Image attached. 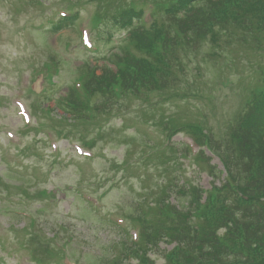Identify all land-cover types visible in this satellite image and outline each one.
<instances>
[{
    "label": "rangeland",
    "instance_id": "rangeland-1",
    "mask_svg": "<svg viewBox=\"0 0 264 264\" xmlns=\"http://www.w3.org/2000/svg\"><path fill=\"white\" fill-rule=\"evenodd\" d=\"M38 2H42L44 7L41 8L42 5ZM68 2L69 0H34L35 4L21 6L18 0H0V174L3 182L20 189V192L13 189L17 194L11 195L0 191L2 264H32L28 261L27 253L18 247V233L10 228L20 229L29 223L30 218L36 222V227L31 229L42 227L48 238L55 235V242L60 247L76 250L86 248L102 254L109 242L119 238L117 232L113 231L105 220L113 221L114 218L122 217L130 211V201L136 199L144 181L141 174H146L153 189L163 184L164 173L161 175V171L153 165L157 162L149 159L142 164L140 178L130 177L123 182L120 180L121 175L113 171V160H120L125 150L122 140L133 136L132 141H140L141 134L136 133L133 128L146 129L148 116L141 110L148 109L139 101H134L139 111L132 112L133 109L126 107L121 109L123 111L119 113L124 114L120 115L126 114L124 119L115 117L117 114L114 111L106 118L107 121L99 117L100 121L105 122H102L104 127L102 126L97 138L96 132L91 128L88 129L91 132L87 134L86 130L72 128L64 122H61V128H56L55 122L48 118L49 115L44 116L48 127L51 125L57 131L62 129L61 135L73 142L84 136L85 139H93L96 146L92 148L93 156L89 159L77 156L67 140L58 141L57 151L54 147L51 148L48 136L45 138L42 132L36 134L27 131L35 125L33 118L31 124L25 123L26 126L18 116L13 99L20 97L28 107H31L33 102L49 107L52 109V119L58 122L57 118L63 114L54 108L53 101H48V96L63 94V87L79 74L82 61H90L86 52L80 48V41H77L75 32L64 31L60 36L46 35L49 22L55 18V13L58 17L60 11L69 13ZM17 7L21 9L20 17L13 20ZM90 12L91 5L85 4L80 11L77 32L79 26H86ZM145 19H149L148 14ZM32 24L35 26L32 27ZM99 45L103 53V49L112 48L116 42L109 45L102 42L98 43ZM51 55L60 60L59 73L52 80L54 86L45 83L46 78L43 81L41 76H37L31 83L33 87H30V92L26 81L32 67L41 68ZM230 56L237 58L239 63L219 70L221 75L216 80H221L222 83H215L214 79L205 83L195 82L194 86L187 83L191 88H199L198 95L194 94L183 101H173L181 106L179 109H174L172 103L163 106L161 110L154 112L153 119L148 120L149 123L154 124L161 114L168 116V113L175 112L184 119L206 121L215 129L226 128L246 101L252 85H257L259 63L257 58H252L249 51H246V54ZM226 62L233 63L229 59ZM92 65L99 66L101 62ZM209 67L210 73H213L215 69ZM207 77L211 76L208 74ZM9 131L14 133L15 142L20 136L21 147L25 146L20 156L12 147L13 144H10L13 140L5 134ZM146 148L143 145L135 147L130 144L129 149L133 152L131 161L147 158V155L143 154L149 152ZM208 182L205 177L199 180L206 188L209 187L206 185ZM85 192L99 201L95 202L98 203L97 207H100L98 211L86 213L82 208L84 205L80 204L77 197ZM18 212H21L20 215ZM60 225L65 226L66 231ZM161 249L169 250L170 247L162 246ZM157 264H162V260L157 259Z\"/></svg>",
    "mask_w": 264,
    "mask_h": 264
},
{
    "label": "trees",
    "instance_id": "trees-1",
    "mask_svg": "<svg viewBox=\"0 0 264 264\" xmlns=\"http://www.w3.org/2000/svg\"><path fill=\"white\" fill-rule=\"evenodd\" d=\"M169 19L171 23L162 26L161 33L144 39L146 61L134 63L117 56L115 72L108 70L98 77L92 74L85 81V100L94 91L113 94L115 86L117 92L112 98L118 99L109 98V102L116 103L120 97L127 99L128 94L136 96L134 92L146 97L153 91L164 90L165 77H159L162 69L166 65V68L178 66L181 54L188 57L182 47L196 46L210 36L215 40L214 45L253 46L263 54L264 60V0H178L171 8ZM160 38L161 42L154 43ZM122 64L124 67L118 69ZM259 67L262 85L250 92L245 110L237 116L229 132L226 129L215 135L208 130L205 135L199 124L183 122L179 126L201 144L206 143L211 152L221 158L233 191L228 184L224 185V190L215 189L209 195V206L203 208L198 207V196L187 210L174 211L161 202L168 212L158 211L159 219L149 224L141 222L142 246L126 248L125 252L144 261L150 245L159 251V244L175 243L170 253H161L168 264H264V66ZM154 80L159 83L154 84ZM70 97L75 102L70 105L68 102V107L63 109L73 119L85 121L84 110L93 112V119L110 111L103 100L93 102L89 98L80 103L72 92ZM170 123L175 126L174 121ZM211 173L218 179L215 168H211ZM169 215L171 219L167 218ZM219 229L226 230L222 238L216 236L215 230Z\"/></svg>",
    "mask_w": 264,
    "mask_h": 264
}]
</instances>
